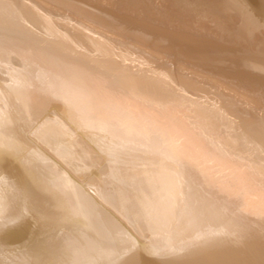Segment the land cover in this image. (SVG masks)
<instances>
[{
	"label": "bare ground",
	"instance_id": "obj_1",
	"mask_svg": "<svg viewBox=\"0 0 264 264\" xmlns=\"http://www.w3.org/2000/svg\"><path fill=\"white\" fill-rule=\"evenodd\" d=\"M115 1L0 0V264H264V0Z\"/></svg>",
	"mask_w": 264,
	"mask_h": 264
},
{
	"label": "rangeland",
	"instance_id": "obj_2",
	"mask_svg": "<svg viewBox=\"0 0 264 264\" xmlns=\"http://www.w3.org/2000/svg\"><path fill=\"white\" fill-rule=\"evenodd\" d=\"M99 1V0H98ZM106 1H108V2H105V3H109V5L111 6V7H116V4H115V0H106ZM148 0H140V2H139V4H138V6H139V12L141 13L142 12V6L147 2ZM154 4L157 6V8L158 9H160V11H164V12H169V14H176V12L174 11V9L173 10H170V5L168 4V2L166 1V0H155V2H154ZM137 6V7H138ZM64 15H66V14H64ZM68 15V14H67ZM201 21V20H200ZM202 26L204 27V28H207L209 25L208 24H205V23H203L202 24ZM97 32V31H96ZM209 38V37H208ZM209 39H215V38H213V37H211V38H209ZM254 41H256V39H254ZM118 42H121L120 40L118 41ZM215 42H217V43H219V42H221V44H223L224 46L225 45H227L228 43H224L223 41H215ZM230 44H232V45H230V46H227V47H231V49H234V50H236V49H239V51L241 50L243 53H244V51L246 50L245 48V46H243V44L241 45V47H239L238 45L239 44H237L236 43V45H234L233 43V41H230L229 42ZM252 44H255V42L254 43H251V45ZM238 47V48H237ZM139 48H142L141 49V52H143L144 54H147V55H149L150 57H153V58H157V59H160L161 61H163V59H164V55L162 54V53H158V52H156V51H152V50H149V49H147V48H143V47H139ZM138 48V50H140ZM207 59H212V58H210V56H206L205 57V59L201 62L202 64H200V66H196V64H190L191 65V67L190 66H184V65H182V64H177L176 65V67L177 68H179L180 70L179 71H181V73H183L187 78H189L192 82H194V83H196V84H198V85H201V86H208V87H210L211 86V88L213 89V90H216L217 92H219L220 94H221V96H223V97H225V98H229V99H231V100H233V101H235L236 102V104H238V105H241V106H243V107H246V106H248L247 104H249V102L248 101H246V99L245 98H247L246 96H244V94L243 93H240L239 91H234V89H232V90H230V88L225 84V83H223V81H220V80H218L217 78H212L209 74H208V72L207 71H209V70H207L206 68H205V62L206 61H208ZM213 59H216V58H213ZM225 59H228V58H225ZM215 62H216V60H215ZM218 62H222V61H218ZM217 63V62H216ZM217 64H219V63H217ZM226 74H228V73H226ZM230 74H228V76H229ZM227 80H232V78H227ZM210 82L212 83V84H210ZM1 85V84H0ZM235 89H237V88H235ZM242 94V95H241ZM250 106H252V105H250ZM252 107H254V108H257V107H259V106H252ZM3 108L0 106V110H2ZM54 108H51V109H49L48 111H47V113L41 118V119H39V120H37L36 122H35V124H34V126L32 127V130L29 132V134H31V132L33 131V130H35L36 128H38V126L42 123V121L44 120V119H46V118H52V116H51V114L54 112ZM255 117V116H254ZM255 122V121H254ZM256 123V122H255ZM31 136V135H30ZM76 136L77 137H80V133H76ZM82 140H85V138L83 137V138H81ZM28 141L31 143V144H33L32 145V147H34V146H36L37 144H36V141L32 138V137H28ZM86 141V140H85ZM87 142V141H86ZM39 148V147H38ZM40 149V148H39ZM102 164L103 163H101V166H102ZM149 238V237H148Z\"/></svg>",
	"mask_w": 264,
	"mask_h": 264
}]
</instances>
